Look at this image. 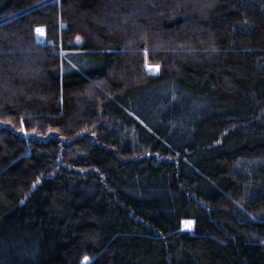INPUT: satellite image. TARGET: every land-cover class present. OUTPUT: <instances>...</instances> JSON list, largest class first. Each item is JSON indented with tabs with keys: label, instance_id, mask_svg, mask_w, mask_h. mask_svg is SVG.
<instances>
[{
	"label": "trees",
	"instance_id": "1",
	"mask_svg": "<svg viewBox=\"0 0 264 264\" xmlns=\"http://www.w3.org/2000/svg\"><path fill=\"white\" fill-rule=\"evenodd\" d=\"M86 258L264 264V0H0V264Z\"/></svg>",
	"mask_w": 264,
	"mask_h": 264
},
{
	"label": "rangeland",
	"instance_id": "2",
	"mask_svg": "<svg viewBox=\"0 0 264 264\" xmlns=\"http://www.w3.org/2000/svg\"><path fill=\"white\" fill-rule=\"evenodd\" d=\"M45 32L43 28H39L37 30V40L40 43H44L45 42ZM146 72L148 73V75H158L159 74V66L156 65H151V64H147L146 65ZM183 230L186 231H192L193 229V223L192 222H186L182 228Z\"/></svg>",
	"mask_w": 264,
	"mask_h": 264
},
{
	"label": "water",
	"instance_id": "3",
	"mask_svg": "<svg viewBox=\"0 0 264 264\" xmlns=\"http://www.w3.org/2000/svg\"><path fill=\"white\" fill-rule=\"evenodd\" d=\"M65 28V27H64ZM90 263V259L89 258H86L83 262H82V264H89Z\"/></svg>",
	"mask_w": 264,
	"mask_h": 264
}]
</instances>
